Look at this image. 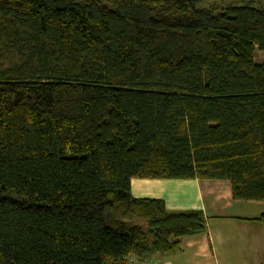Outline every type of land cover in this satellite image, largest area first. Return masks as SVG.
Here are the masks:
<instances>
[{
    "label": "trees",
    "instance_id": "16d2710c",
    "mask_svg": "<svg viewBox=\"0 0 264 264\" xmlns=\"http://www.w3.org/2000/svg\"><path fill=\"white\" fill-rule=\"evenodd\" d=\"M257 50L264 0H0V264H131L205 232L133 178L264 200Z\"/></svg>",
    "mask_w": 264,
    "mask_h": 264
},
{
    "label": "crops",
    "instance_id": "0c3cea01",
    "mask_svg": "<svg viewBox=\"0 0 264 264\" xmlns=\"http://www.w3.org/2000/svg\"><path fill=\"white\" fill-rule=\"evenodd\" d=\"M131 190L164 199L169 211L197 209L205 216V232L183 237L176 251L153 254L151 264H264V223L255 220L264 200L234 199L228 180L133 178Z\"/></svg>",
    "mask_w": 264,
    "mask_h": 264
},
{
    "label": "rangeland",
    "instance_id": "374dc122",
    "mask_svg": "<svg viewBox=\"0 0 264 264\" xmlns=\"http://www.w3.org/2000/svg\"><path fill=\"white\" fill-rule=\"evenodd\" d=\"M205 6H207L206 3H205ZM255 58L258 62H264V51L257 50L255 53ZM260 252L261 250H257V253H260ZM250 263L253 264L252 261Z\"/></svg>",
    "mask_w": 264,
    "mask_h": 264
},
{
    "label": "built area",
    "instance_id": "2783aa9c",
    "mask_svg": "<svg viewBox=\"0 0 264 264\" xmlns=\"http://www.w3.org/2000/svg\"><path fill=\"white\" fill-rule=\"evenodd\" d=\"M130 260L134 263V264H151L152 262L148 261L147 259H143V260H140V259H137V258H134V257H131Z\"/></svg>",
    "mask_w": 264,
    "mask_h": 264
},
{
    "label": "bare ground",
    "instance_id": "6f19581e",
    "mask_svg": "<svg viewBox=\"0 0 264 264\" xmlns=\"http://www.w3.org/2000/svg\"><path fill=\"white\" fill-rule=\"evenodd\" d=\"M205 217V216H204ZM153 254V253H152Z\"/></svg>",
    "mask_w": 264,
    "mask_h": 264
}]
</instances>
